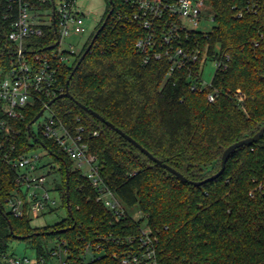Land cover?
Masks as SVG:
<instances>
[{"label": "trees", "instance_id": "obj_1", "mask_svg": "<svg viewBox=\"0 0 264 264\" xmlns=\"http://www.w3.org/2000/svg\"><path fill=\"white\" fill-rule=\"evenodd\" d=\"M106 2L98 26L70 64L58 63L54 56L53 27L46 26L42 37L25 41V47L45 53L57 69L64 93L81 55L99 31L70 79L73 100L61 98L51 107L63 122L79 117L76 125L84 126L87 133L98 132L89 139V151L97 155L100 177L126 215L117 218L97 201L90 181L54 142L30 143L28 127L43 109L38 105L24 110V120L16 122L20 135L14 143L20 153L41 148L40 142L47 148L58 165L56 170L48 164V174L60 176L55 189L67 216L53 226L35 228L29 217L8 213L5 206L15 189V173L0 152V252H8L13 240L25 241L37 260L49 264L52 247L61 244L69 251L70 264H121L124 240L138 235L145 224L162 264H264V135L236 150L218 179L194 187L156 165L76 104L100 114L189 180L214 175L224 149L264 126V8L239 18L229 0H209L214 26L192 41L202 50L209 47L210 60L219 46L217 57L224 65L216 70L210 86L194 91V79L187 71L167 76L165 60L142 64L136 43L144 31L130 21L131 8L123 0ZM14 19V6L0 0V74L7 72L14 57L15 45L8 38ZM195 67L199 74L201 61ZM209 93L216 94L214 102L208 101ZM133 207L141 214L138 221L129 211ZM88 247L92 251L100 247V255L85 262Z\"/></svg>", "mask_w": 264, "mask_h": 264}, {"label": "built area", "instance_id": "obj_2", "mask_svg": "<svg viewBox=\"0 0 264 264\" xmlns=\"http://www.w3.org/2000/svg\"><path fill=\"white\" fill-rule=\"evenodd\" d=\"M7 1L15 9V19L8 35L9 41L15 45V50L11 66L5 74H0V152L5 163L15 173V189L6 203V211L15 218L29 217L33 220L45 213H53L58 208L51 194L58 192L55 189L57 183L55 180L52 182L51 190L45 187L51 177L45 172L49 163H43L45 156L38 153L39 149H43L49 155L47 148L40 142L41 148L20 153L19 146L14 143L20 135L16 122L24 120L23 111L40 105L43 107L41 116L46 112L49 116L39 127L37 134L33 129L31 133L28 132L30 143L34 145L38 143V139L54 142L74 163V168L81 171L90 181L98 193L97 201L117 218L125 216L124 206L100 177L97 155L89 151V139L98 136V132L87 133L84 126L76 125L81 122L79 117L67 124L57 116L50 102L63 92L58 84L57 69L45 53L32 52L25 47V41L42 37L46 26L53 27L57 38L54 56L58 63L70 64L81 50L75 49L68 43V39L87 32L85 14L78 9L77 0ZM123 1L132 10L130 21L144 31V35L136 43V51L143 65L165 60L167 76L177 71L189 73V77L194 79L191 90L202 91L211 85L210 83L205 86L202 79L204 66L208 61H212L209 47L205 46L202 50L196 41H192L197 33L208 34L198 31L202 22L215 23V12L209 0ZM229 2L232 4L231 10L239 18L246 14L256 15L264 8V0ZM42 5H45V8ZM214 52L215 48L212 54L215 55L213 60L217 70L224 63L218 59L219 53ZM199 61L201 68L199 74H195V66ZM215 98V93L207 95L209 102H214ZM238 99L241 101L243 97L240 95ZM61 204L60 200V206ZM124 241L121 264H162L147 227L141 228L138 235L130 236ZM99 248L96 247L95 251H92L91 247H88L86 255L98 252ZM50 254L49 264H52L53 260H57L59 264H70L69 251L61 244L52 247ZM0 264H44V259L32 260L26 256L0 252Z\"/></svg>", "mask_w": 264, "mask_h": 264}, {"label": "rangeland", "instance_id": "obj_3", "mask_svg": "<svg viewBox=\"0 0 264 264\" xmlns=\"http://www.w3.org/2000/svg\"><path fill=\"white\" fill-rule=\"evenodd\" d=\"M77 7L78 9L85 14V26L87 29V32L82 36H73L70 39H68V43L72 44L75 49H82L86 43L89 41L90 37L92 36L93 32L95 31L96 27L98 26L101 18L103 17L106 8H107V2L106 0H77ZM214 26L213 22H202L198 26V31L202 33H209ZM215 51L219 52V46H216ZM77 58V57H76ZM74 58L73 60H75ZM72 61V60H69ZM216 72V64L215 61H208L206 65L204 66L202 79L205 86L209 85L215 75ZM49 114L46 112L44 113L35 124L32 125V129L35 134L38 133L39 127L45 122V119L48 118ZM39 154L44 155L43 163L50 164L52 163L55 169H58V165L56 163H53V159L51 156L47 155L46 152L43 149H39ZM49 166L45 170L46 173H49ZM59 182L60 176L59 174H52L51 177H49L48 182L46 183V188L51 190L52 188V182L53 181ZM52 197L57 202L58 208L56 212L53 213H45L43 216L39 217L38 219L32 220V226L35 228H42V227H48L53 226L60 222L62 219H64L67 216L66 209L60 206V200L61 195L58 192H52ZM131 215L133 216L134 220L138 221L141 218V214L139 212L138 207H133L129 209ZM143 227H145V224H143ZM8 252L11 254H14L16 256H26L32 260H35L36 256L32 248L28 245L25 241H17L13 240L9 243V249ZM100 253H88L85 257V261L89 262L93 256H99ZM52 264H59L57 260H53Z\"/></svg>", "mask_w": 264, "mask_h": 264}, {"label": "water", "instance_id": "obj_4", "mask_svg": "<svg viewBox=\"0 0 264 264\" xmlns=\"http://www.w3.org/2000/svg\"><path fill=\"white\" fill-rule=\"evenodd\" d=\"M111 15V12L107 15L108 19ZM105 25V23H104ZM103 25V26H104ZM99 34V31L95 34L94 38L92 39L91 43L88 45V47L86 48V50L84 51V53L81 55L77 65L75 66L72 74L70 75L69 79L66 82V90L64 93L60 94L59 96H57L54 100L51 101V103H53L55 100L61 99V98H68L70 100H73V97L70 95L69 91H68V85L70 82V79L72 78L74 72L76 71L77 67L80 65V63L85 59L86 55L89 53V51L91 50L93 43L95 41V39L97 38ZM76 104L83 109L84 111H86L87 113H89L90 115H92L93 117H95L96 119H98L99 121H101L102 123H104L110 130L115 131L117 134H119L122 138H124L125 140H127L129 143H131L135 148H137L142 154H144L145 156H147L152 162H154L156 165L160 166L162 169L168 171L170 174L174 175L176 178H178L181 182L192 185L194 187H200L208 182L214 181L216 179H218L224 172L226 164L230 158V156L238 149L244 147V146H251L254 143H257L262 136L264 135V126H262L260 128V130L253 136L248 137L246 139L240 140L238 142H235L234 144L230 145L229 147H227L226 149H224L223 153H222V157H221V167L220 170L215 173L214 175L202 180V181H191L188 178H186L183 174H181L180 172H178L177 170H175L174 168H172L171 166L163 163L161 160L157 159L156 157H154L148 150H146L141 144H139L136 140H134L132 137H130L129 135H127L126 133H124L122 130H120L119 128H117L114 124H112L111 122L107 121L105 118H103L100 114H98L97 112L83 106L80 103ZM42 112H40L38 115H36V117L34 118V120L32 121L31 125L34 124L39 117L41 116ZM31 125H29L28 127V132L31 133ZM68 178V175H67ZM68 210H69V206H68Z\"/></svg>", "mask_w": 264, "mask_h": 264}]
</instances>
